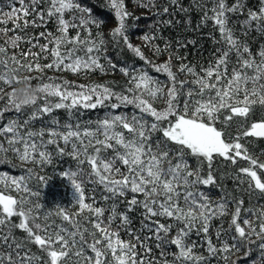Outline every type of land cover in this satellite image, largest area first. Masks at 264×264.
Listing matches in <instances>:
<instances>
[{
	"label": "snow or ice",
	"instance_id": "6c2138e0",
	"mask_svg": "<svg viewBox=\"0 0 264 264\" xmlns=\"http://www.w3.org/2000/svg\"><path fill=\"white\" fill-rule=\"evenodd\" d=\"M14 2L19 4L18 8L13 6L11 11L0 14V24L16 21L12 31L21 27L18 22L21 19L27 27L29 15L34 17L32 26H39L37 20L40 24L52 19L56 22L57 34L41 32L35 39L43 38L47 42L33 45L53 58L45 68L73 73L97 69L103 72V58L109 69L118 70L127 78L128 87L115 91L108 84L78 85L79 91H73L67 81L43 83L37 88L36 95L22 103L17 102L14 90L8 94V103L0 109V120H4L9 112L16 116L0 125V137L3 138L0 140V165L10 163L5 158L8 152L14 153L21 162H31L41 168L52 164L54 153L67 156L75 167L53 174L66 178L76 195L69 204L49 206L40 200L51 177L36 174L33 168H28L27 175L21 176L0 172V264H157V261L141 258L137 252V244L145 248V254L151 249L131 229L129 214L136 208L143 209L141 229L152 234L145 239L154 238L156 247L162 249L161 256L165 259L160 264H204L205 257L194 251L197 242L192 240L193 235L205 238L208 252L216 256L230 253L253 234L260 238V243L258 256L251 264H264V206L246 209L249 218L241 221L244 201L221 183L228 177L237 182V186L247 185L243 191L249 195L258 193L264 197V163L254 158L245 143H241L245 138H264V119L247 124L253 106H264V47L258 52L257 61L247 40L237 36L234 27L229 26L233 15H243L244 19L237 21L242 35L246 37L255 29L264 36V0H260L258 10L247 8L245 0H235L231 5L227 0H212L211 9H204L197 0L196 7L202 9L204 15L196 30L211 20L220 33V40L211 34L210 38L224 45L217 50L215 62L202 69V74L197 73L194 66L184 63L186 57L178 56L176 59L180 64L174 71L172 45L167 41L163 47L155 44L154 41L159 39L155 33H146L142 39L153 55L169 53L163 63H154L140 46L133 45L128 33L135 25L128 23L132 14L127 10L125 0H106L105 6L112 10L117 20L111 37L115 46L122 44L143 62L140 67L119 65L107 56L103 33L94 38L89 27L94 25L99 29L104 20L94 16L92 8L82 5L80 0H27V3L26 0H9L10 5ZM42 4H47L46 10H41ZM142 6L156 8L153 13L156 16L172 17L176 9L189 12L180 0H169V5L162 8L155 0H143ZM208 12L212 15L209 16ZM66 13H71V19L65 18ZM174 22L178 23L170 18L157 23L171 26ZM187 23H191L190 18ZM75 29H83L87 34L82 36L76 31L75 36H70V31ZM32 39L29 38L28 43ZM21 40L22 37L15 36L6 43L17 47ZM176 44L186 48L189 44L195 46L196 41L177 40ZM79 52L83 55H78ZM231 53L237 57V66L229 74ZM27 55L36 54L29 52ZM10 61L29 71H43L39 63L22 65L15 55L9 56L6 48L0 46L2 84L21 82L13 75L15 69L10 66ZM153 71L165 74L167 83L151 75ZM182 73L190 74L193 80L179 79ZM32 79L35 78H24L29 86ZM189 83L198 87L188 88ZM212 92L214 96L205 98L206 93ZM196 96L200 99H195ZM41 99L42 106L38 104ZM160 100L164 102L163 108L154 106ZM129 106L134 109L130 115L111 111ZM28 107L32 108L31 113L21 120ZM98 107L110 111L98 118L94 127L92 121L80 123L78 113L81 109ZM59 109L66 110L75 122L61 124L52 116ZM45 116H52L49 124L32 131V122L43 120ZM238 118L242 122L233 135L230 129ZM218 120L220 127H217ZM49 146H54V150L49 151ZM218 158L232 165L242 159L248 162V166L239 168L234 175L225 172L218 176ZM122 167L126 171H122ZM33 179L35 188L31 186ZM88 185L92 188L88 189ZM100 186V199L107 207L95 206L96 197L88 194L96 192ZM208 188L222 191L219 200L211 198L205 190ZM13 191L17 195H13ZM73 202L76 211L67 207ZM121 203L126 204L124 211L119 210ZM229 204L235 205L229 225L234 231L231 238L235 243L224 242L217 247L209 237L211 221L227 215ZM106 211L109 215L105 219ZM253 214L259 221V231L251 219ZM158 218L172 222L162 223ZM57 219L60 224L56 223ZM82 221H87L91 228L84 227ZM114 223L115 229L112 227ZM174 228L175 235L169 238ZM121 229L129 231L136 243L121 240ZM17 231L24 234L22 238L16 235ZM85 234L91 237V242ZM222 234L228 233L217 230V238ZM32 245L37 247V252L31 250ZM169 245L177 249L172 253L171 261L166 258ZM86 249H90L94 256L88 255ZM222 258L227 261V256Z\"/></svg>",
	"mask_w": 264,
	"mask_h": 264
},
{
	"label": "trees",
	"instance_id": "16d2710c",
	"mask_svg": "<svg viewBox=\"0 0 264 264\" xmlns=\"http://www.w3.org/2000/svg\"><path fill=\"white\" fill-rule=\"evenodd\" d=\"M81 4L87 7L92 8L94 16L101 18L104 20V23L101 25L99 29H97L94 25H90L92 36L95 38L98 33H103V37L107 42V56L111 57L114 61L118 62L119 65H133L135 64L137 67L142 65V61L139 58L135 57V55L124 47L122 44L117 47L112 41L111 31L117 26V20L114 17V13L111 12L110 9L105 7V0H80ZM200 3L203 4L204 9H211L213 7L212 0H199ZM235 0H227V3L231 5ZM27 3V0H26ZM143 0H125V5L127 10L132 14L129 18V25H135L134 27H130L129 29V37L130 41L133 45L140 46L142 51H144L145 55L149 57L154 63L159 64L163 63L167 58L169 53L165 52L162 55H153L150 47L143 41L142 36L144 34H153L155 33L159 39L155 40L154 43L164 46L165 41L170 42L172 45V53L173 59L171 61L173 65V70L179 67L180 60L176 59V57H186L184 63H188L195 67V71L197 73L202 74V69H206L210 64L215 62V57L218 55L217 50L222 49L224 45L222 43H216L213 39L210 38V34L215 36L216 40H220V33L213 27V22L211 20L207 21V24L200 27L196 30V26L200 23L201 17L204 15V11L200 8L196 7L197 0H180V4L184 8H188L189 12H181L179 9H176L173 13L172 17L167 15L156 16L155 13L156 8L148 9L142 6ZM155 3L158 7L162 8L164 6L169 5V0H155ZM246 6L252 10H258L261 6L260 0H245ZM19 7V4L14 2L12 5L9 4V0H0V14L3 12L11 11V7ZM175 7V6H173ZM47 4L41 5V10H46ZM208 15L211 16L212 13L208 12ZM138 17L139 19H135ZM66 19H71V13L65 14ZM174 19V21H178V23H173L171 26H167L162 23H157L161 20ZM191 20V23L188 24L187 21ZM29 21V25L24 27L23 19L19 20L21 27L16 31H12L14 27V23L16 21H9L7 24H0V29L5 31H0V46L6 48L8 55H15L17 60L20 61L22 65L35 64L39 63L43 71L33 70L29 71L26 67H21L17 64H12L11 61L10 66L14 68L13 75L19 79L20 83H13L11 85L0 83V88L3 90L0 91V109H3L5 105L8 103V94L13 90L16 91L18 88H22L25 85H28L27 81L24 80L25 77H34L32 79L31 86L33 88L40 87L43 83H62L67 81L71 85V89L73 91H79L78 85H93V84H108L114 87L115 91H121L123 88L128 87L127 78L120 73L118 70H111L107 67V61L103 58L101 59V63L105 65V71L101 72L100 70L93 71H80L78 73H73L67 70H57V69H47L44 66L52 61V57L49 53H41L39 47H33L34 44L43 45L47 41L43 38L35 39L39 37L41 32H51L54 35L57 34L56 31V22L54 19L49 20L46 24H40L39 20H37V25L32 26L31 21L34 19L32 15L27 17ZM244 16L241 15L239 17L233 15L231 20L229 21V26L234 27L236 35L240 36L241 39H246L250 49L252 50L253 55L259 60L258 52L261 47H264V36H262L255 29L251 30L250 33L245 37L242 35L240 23L237 22L242 21ZM76 31H80L82 36H85L87 33L83 29H75L71 30L69 35L75 36ZM15 36L22 37V40L18 42L17 47H11L10 44L6 43L11 38ZM29 38H33L31 43H28ZM180 40L181 42L188 40H195L196 45L192 46L189 44L188 47L182 48L178 47L176 41ZM51 48V45L49 46ZM29 52L36 54L27 55ZM78 55H83V52H79ZM236 55L234 53L230 54V59L228 63V71L231 73V70L236 65ZM251 75V70H248ZM229 73V74H230ZM151 75L156 76L160 79L161 82L167 83V77L165 74H158L150 72ZM179 79L181 80H189L192 81L193 77L190 74L182 73L179 74ZM264 82V81H262ZM249 86H251L249 84ZM188 88L196 89L198 86L189 83ZM187 91V88H185ZM211 95L212 93H206L205 96ZM195 99H200L199 96L194 97ZM55 100L56 98H52ZM183 102V101H182ZM39 105H43V99L38 101ZM32 108L28 107L24 109L26 115L21 117V120L27 118V114H30ZM110 111L107 108H97V109H81L78 113L80 123H84L86 121H92V126H95V121L98 118H103L106 112ZM116 113L119 112H127L129 115L134 111V109L129 106L127 108H121L117 110H111ZM226 114V113H225ZM16 114L9 112L6 114L4 120H0V125L6 123L7 119L15 118ZM52 116H55L61 124L75 122V118L70 117L68 112L64 109L55 110ZM52 116H45L43 120H36L32 122L30 125V129L32 131L39 130L45 124H49ZM264 119V106L260 104H256L253 106L252 111L247 119V124L250 125L252 122H256L258 120ZM241 119H237L233 121V127L230 129L233 132V135L236 134V128L241 123ZM217 127H220V121H217ZM27 130V129H26ZM63 131L64 129H60ZM47 138V137H45ZM0 140H3L0 137ZM241 143H245L248 148L249 153L257 158L259 162L264 163V138H245L241 141ZM6 145V142H5ZM7 146V145H6ZM61 146H63V142L61 141ZM22 147V146H20ZM49 151L54 150V146H49ZM111 155V152L108 153ZM5 158L10 161L7 165H0V172H8L11 176H21L27 175V169L33 168L36 174L49 176L51 177L49 183L45 186L42 196L41 203H46L49 206L62 203L69 204L72 202L73 197L76 195L74 189L71 184L67 181L66 178L59 176L58 174H53L54 171L67 170L69 167L74 168V162L67 156L60 157L53 154L52 164L45 165L41 168L38 165H33L31 162H21L14 153L8 152L5 155ZM217 175H221L225 172L229 174V176L234 175L235 172L241 168L248 166V162L245 160H238L235 165H232L230 162L223 160V158L217 159ZM122 171H126L123 167ZM264 179V177H262ZM221 183L225 184V187L233 193V195L237 196L238 199H242L244 204L242 206V214L241 221L243 219L249 218V212L246 209H260L264 206V197L256 195H249L244 192L243 189L247 187V185L237 186V182L228 177H225ZM31 186L33 188L36 187L35 180L31 182ZM42 187V186H41ZM88 189L92 188V185L87 186ZM208 191L209 195L213 200H219L221 195L223 194L220 189L217 188H208L205 189ZM102 192V186H100L96 192H89V195H94L96 197V205L97 207H107V204L100 199V194ZM13 195H17L15 191L12 193ZM130 198V197H129ZM139 199H143V196H139ZM91 202V201H87ZM110 203V202H108ZM71 211H76L75 202L70 205H67ZM126 208L125 203H121L119 205V210L124 211ZM51 210V209H49ZM235 211V205L229 204L228 214L223 216L222 218H215L211 221V227L209 230V237L212 239L213 244L219 247L224 242H227L229 245L235 243L232 240V235H234V231L229 227L231 223L232 213ZM143 209L136 208L129 215L132 219L131 229L140 237V240L151 249L150 252L145 254V248L140 244H137V252L141 258L157 261V264L165 259V257L161 256L162 249L157 248V241L152 239H145V237H150L152 234L147 229H141V222L143 220L142 216ZM109 215L106 211L104 217ZM162 223H171L172 221L166 220L165 218H158ZM251 219L255 222L257 226V231H259V221L256 218V215L253 214ZM57 224H60V220H56ZM84 227L91 228V225L87 221H82ZM116 223H119L117 221ZM113 229L116 228V224L112 225ZM179 227V225L177 226ZM226 230L227 235H221L220 238H217L216 232L217 230ZM176 229L169 234V238L175 235ZM120 239L125 242L136 243L135 237L129 233V231L121 229L120 230ZM16 235L18 237H23V233L21 231H17ZM86 238L91 242V237L87 236ZM192 240L197 242V246L195 248V252L197 255H202L205 257L204 264H251V261L256 259L258 256V244L260 243V238H258L255 234H253L248 240H245L243 244H241L238 248L233 249L230 253H221L216 256H212L208 252L207 241L203 237H197L195 235L192 236ZM31 250L33 252H37V247L35 245L31 246ZM86 252L90 256H94V253L91 252L90 249H86ZM177 252L175 246L169 245L167 247V259L171 261L173 259L172 253ZM246 253H250V255H246ZM39 254V253H38ZM227 256V261H225L222 257ZM110 259V256H109Z\"/></svg>",
	"mask_w": 264,
	"mask_h": 264
},
{
	"label": "clouds",
	"instance_id": "9594fccd",
	"mask_svg": "<svg viewBox=\"0 0 264 264\" xmlns=\"http://www.w3.org/2000/svg\"><path fill=\"white\" fill-rule=\"evenodd\" d=\"M36 94H37V88H33L32 86L29 85H25L24 87L18 88L15 91V97L18 103H22Z\"/></svg>",
	"mask_w": 264,
	"mask_h": 264
},
{
	"label": "rangeland",
	"instance_id": "374dc122",
	"mask_svg": "<svg viewBox=\"0 0 264 264\" xmlns=\"http://www.w3.org/2000/svg\"><path fill=\"white\" fill-rule=\"evenodd\" d=\"M105 5H106V0H105ZM106 7V6H105ZM107 8V7H106ZM109 9V8H108ZM111 10V9H110ZM111 12H112V10H111ZM113 13V12H112ZM230 73V72H229ZM166 76V75H165ZM249 87H251V86H249ZM213 94L215 95V93L213 92ZM207 96H209V95H207ZM207 96H205V98H207ZM240 98H242V97H240ZM182 101H183V99H182ZM154 106H156V107H158V108H163L164 107V102H163V100H160V101H157L156 102V104L154 105Z\"/></svg>",
	"mask_w": 264,
	"mask_h": 264
}]
</instances>
